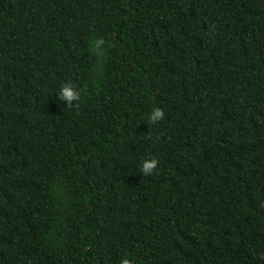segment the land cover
Returning <instances> with one entry per match:
<instances>
[{
	"label": "trees",
	"instance_id": "16d2710c",
	"mask_svg": "<svg viewBox=\"0 0 264 264\" xmlns=\"http://www.w3.org/2000/svg\"><path fill=\"white\" fill-rule=\"evenodd\" d=\"M122 259L264 264V0H0V264Z\"/></svg>",
	"mask_w": 264,
	"mask_h": 264
},
{
	"label": "clouds",
	"instance_id": "9594fccd",
	"mask_svg": "<svg viewBox=\"0 0 264 264\" xmlns=\"http://www.w3.org/2000/svg\"><path fill=\"white\" fill-rule=\"evenodd\" d=\"M106 42L103 38L92 39L89 42V49L99 62L105 56ZM58 99L63 102L67 107H72L74 104L78 105L81 100V92L74 85L65 83L61 86ZM75 102V103H73ZM149 120L155 124L164 118V111L161 108H155L149 115ZM159 166V161L152 157L150 159H144L141 166V173L143 176H150L155 173ZM121 264H130L128 259H122Z\"/></svg>",
	"mask_w": 264,
	"mask_h": 264
}]
</instances>
